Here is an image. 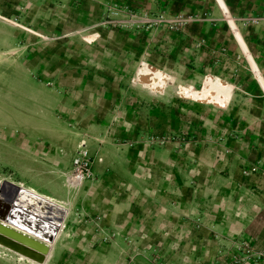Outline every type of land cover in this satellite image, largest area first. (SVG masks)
<instances>
[{
  "label": "crops",
  "instance_id": "0c3cea01",
  "mask_svg": "<svg viewBox=\"0 0 264 264\" xmlns=\"http://www.w3.org/2000/svg\"><path fill=\"white\" fill-rule=\"evenodd\" d=\"M105 1L149 10L166 9L171 14L195 15L199 19H194L182 34L161 35L156 53L146 38L100 30L91 40L78 43L76 57L85 59L70 60V32L97 20ZM215 2L230 28L200 18L204 13L212 14L213 0H84L75 6L67 0H0V75L34 76L28 83V95L19 93L28 99L29 110H23L24 116L20 117L22 109L14 107L13 112L19 115L14 114L11 124L9 117H1L0 128L12 125L28 129L30 176L38 169L33 170V166L43 157L38 138L50 142L44 159L51 161L52 171L47 176L52 177L50 181L46 179L49 187L43 191L69 200L73 208L77 201L91 214L104 217L100 224L111 238L133 240L139 245L136 248L154 255V261L160 264H264V26H251L240 30V34L230 16L259 14L264 10V0ZM221 46L229 52H221ZM86 49H91V55ZM240 49L244 53L241 63L250 65V71L242 69L237 75L222 72L221 79L208 74L202 83L209 87H195L190 94H199L200 103L222 108V129L236 128L235 136L216 138L221 145L219 162L215 154L208 156L188 144L184 152L171 146L170 152L141 154L139 165L131 162L130 168L118 167L111 142L117 139L118 128L130 130L136 119L125 110L115 109V92L113 96L104 91L98 94V100L82 101L83 104L70 100L68 91L54 94L43 82L52 79L53 63L61 64L58 75H68L64 65L77 61L98 65V75H129L127 70L134 59H145L158 67L170 61L174 68L189 62L193 65L189 75H197L194 66L216 58L230 63ZM90 56L92 60L87 59ZM138 79L144 85L148 75H138ZM230 111L236 112L234 124H230ZM54 112L59 113L58 117ZM61 115H65L68 129L62 135L66 137L63 143L55 131L40 130L62 128ZM74 123L90 137L87 147L95 154L92 173L97 179L94 183L85 181L75 190L77 200L61 177L71 169L77 144L83 138L79 130H72L76 129ZM11 141L19 143L14 138ZM137 152L126 155L136 160ZM69 212L70 206L65 220L72 218ZM104 229L101 232L106 234ZM247 242L249 248L237 249ZM257 253L261 255L258 259ZM235 254H241L240 259L232 261Z\"/></svg>",
  "mask_w": 264,
  "mask_h": 264
},
{
  "label": "rangeland",
  "instance_id": "374dc122",
  "mask_svg": "<svg viewBox=\"0 0 264 264\" xmlns=\"http://www.w3.org/2000/svg\"><path fill=\"white\" fill-rule=\"evenodd\" d=\"M83 1L67 0V3L70 6H75L81 4ZM212 6L214 10L212 14L207 15L204 13L200 18L206 19L207 22L214 25H229L228 19L217 9L215 0H213ZM114 8L132 10L139 14L147 13L153 17H162L163 19L173 21L171 23L162 22L151 25L142 22L119 25L118 23H105L111 19L109 15L112 14L111 10ZM230 16L240 34H243L240 31L242 29L245 30L251 26H264V10L259 14H245L237 17ZM194 19H199V16L180 13L171 14L166 9L149 10L131 7L117 1H105L102 3V12L97 20L84 25L76 32H70L68 38L70 45L69 59L77 58L76 52L78 51L77 45L79 42L91 40L93 34L95 32L98 33L100 30L107 32L116 31L119 33L125 32L132 34L135 38H146L147 43L152 46V51L156 53L158 50L157 40L160 37L162 38V36L168 33L175 35L184 33L190 23L194 22ZM228 27L230 28V25ZM250 33L245 32V34ZM221 47V52H229L227 47ZM73 52L74 54H72ZM86 53L91 55V49H86ZM243 54L241 49L235 53L234 61L230 62L231 64L216 58L211 63L194 66L197 75H189L190 71L188 69L193 67L189 62H181L180 65H176V68H174L170 61L169 64H161L163 67H158L156 64L147 62L145 59L138 61L134 59L133 64H130V71L127 70L129 75H98V65H94L91 61H85L89 63L77 61V63L64 65L68 67L69 74L58 75L61 64L53 63L54 75H52V79L43 82L44 86L52 89L54 94H66V91H68L70 100H80L81 102L84 101V103H91L93 99L98 100L100 97L98 94L104 91L105 93L110 91L109 93L113 96V92H115L116 96L114 98H116L117 102L116 104L112 103L115 109L117 111L125 110L132 115L131 117L133 119H136V124L130 130L128 128H118L117 139L114 140V144L111 142L110 150L112 153V148L113 146L115 147L117 153L115 163H117L118 167L130 168L131 162L138 163L139 165L142 159L141 154H145L146 152L150 154L155 153L156 155L158 151L160 153L170 152L172 150L171 146L184 152L188 144H191L195 147V150L203 152L208 156L215 154V158L219 162V159H221V145L219 142L216 143V138L226 134L235 136L237 134L236 128L222 129V108L211 103H200L201 97L199 94H190L195 87L201 88L202 90L209 87L204 82L202 83L203 78L208 74L221 79L222 72L237 75L239 72L241 73L242 69L246 72L250 71V65L241 63V60L244 58ZM82 59L85 58H77V60ZM87 59L92 60V57L90 56ZM138 75H148V80H145L144 85L138 79ZM30 76L0 75V118H5L6 115V117L10 118L9 124H11L12 118L15 115H19L13 112L14 107L16 109L19 107L22 109L20 117L24 116L23 110H29L30 108L28 99L26 98L25 100L24 95H20H28V83L32 81L30 78H34V76ZM41 82L37 81L40 84ZM231 87L234 90V86L231 85ZM192 97L197 101H194ZM92 104H95V101ZM2 108L5 110L1 111ZM235 113L230 111V124H234L236 121ZM54 114L55 117L59 115L57 112H54ZM231 114L234 117H231ZM61 116L62 121L60 124L62 128L40 130H47L51 133L55 131L56 138L63 143L66 137H62V135H65L68 129L64 125L65 115ZM125 118L129 119L127 115H125ZM75 123L76 129L72 130H79L81 132L82 129ZM10 126L0 128V131H2V135L0 136V139H2L0 141V179L6 178L18 183L23 182L28 186L36 188L41 193H45L43 190L49 187L46 185V179L50 181L52 177L51 174L47 176V172H51L52 168L51 161L44 159L47 157L45 148L46 150H50L51 143H44V138H38L40 144L38 147H40V154L43 157L39 154L37 155L41 159H38L39 163H37V166H33V170L38 169L33 176H30L28 129ZM69 127L71 128L73 126L69 125ZM22 133L24 134L21 135ZM82 136L86 138L88 143L90 137L85 133H82ZM52 137H54L53 134ZM13 138L17 139L19 143L14 142L15 144H13L11 141ZM98 147H104V145L98 144ZM131 151H138L139 156L136 160L126 155ZM89 152L93 161L95 154L91 150ZM61 177H63L62 180L65 185V174H62ZM127 178L125 177V180ZM96 180L93 177L86 181L94 183ZM58 191L60 194L62 193V190ZM72 191L75 192L72 198L77 200V191L74 189ZM57 200L65 202V206L68 208L70 206L69 215L72 218L70 217L68 218L69 220H65V227L58 236V240L56 239L57 242L55 241L56 245L53 256L46 264H160L159 260L154 261V255L149 256L146 251L136 248L135 246L138 244H135L133 240H116L111 238L108 231L104 229L103 224H100L101 218L103 219L104 217L91 214V211L88 212L82 206L77 205V201H75V207L73 208L69 200ZM92 203L90 202V205ZM103 229L106 234L101 232ZM247 243L250 246L249 242ZM248 245L246 246V243H243L236 247L239 250L240 246L249 248ZM240 255L235 254L232 261L240 259ZM248 257L252 258L250 254ZM248 257L244 256L242 258L249 259ZM0 264L31 263L26 260L22 261L17 255L5 249H0Z\"/></svg>",
  "mask_w": 264,
  "mask_h": 264
},
{
  "label": "bare ground",
  "instance_id": "6f19581e",
  "mask_svg": "<svg viewBox=\"0 0 264 264\" xmlns=\"http://www.w3.org/2000/svg\"><path fill=\"white\" fill-rule=\"evenodd\" d=\"M65 205L23 182L0 179V249L31 264H46L65 226Z\"/></svg>",
  "mask_w": 264,
  "mask_h": 264
},
{
  "label": "built area",
  "instance_id": "2783aa9c",
  "mask_svg": "<svg viewBox=\"0 0 264 264\" xmlns=\"http://www.w3.org/2000/svg\"><path fill=\"white\" fill-rule=\"evenodd\" d=\"M111 19L105 23H118L119 24H131L135 22H142L144 24H156L167 22L171 23L173 20H166L162 17H153L147 13H136L132 10H122L114 8L111 10ZM92 157L87 147L86 138H81L77 144L75 153L71 160V169L65 174V183L68 184L70 189L73 190L76 187L82 186L83 182L93 178L92 173ZM248 244H246L247 246ZM260 254L257 253L255 257L260 258Z\"/></svg>",
  "mask_w": 264,
  "mask_h": 264
}]
</instances>
